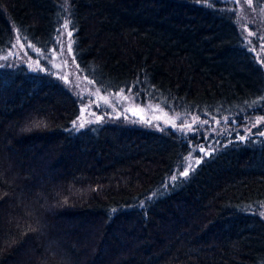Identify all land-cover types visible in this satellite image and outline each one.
Returning a JSON list of instances; mask_svg holds the SVG:
<instances>
[{
    "label": "trees",
    "instance_id": "trees-1",
    "mask_svg": "<svg viewBox=\"0 0 264 264\" xmlns=\"http://www.w3.org/2000/svg\"><path fill=\"white\" fill-rule=\"evenodd\" d=\"M207 1L0 0V56L18 34L59 73L68 22L102 93L217 118L263 110L262 66ZM80 113L51 73L0 67V264H264L263 136L227 141L165 188L189 151L179 133L122 119L78 130Z\"/></svg>",
    "mask_w": 264,
    "mask_h": 264
},
{
    "label": "rangeland",
    "instance_id": "rangeland-1",
    "mask_svg": "<svg viewBox=\"0 0 264 264\" xmlns=\"http://www.w3.org/2000/svg\"><path fill=\"white\" fill-rule=\"evenodd\" d=\"M200 4L210 8H219L233 16L244 43L256 56L264 70V2L256 4L253 0H250V3L249 0H214ZM65 25L67 28L64 27ZM69 32L68 22H64L61 28V56L55 55L56 62L54 63L55 70L59 73L46 69L45 66L50 64L48 59L41 57L42 62L33 59L21 43L18 34L14 37L11 50L6 55L0 56V67L25 66L30 71L51 73L57 77L80 101L81 113L75 123V129L79 130L86 125L103 123L110 119H122L129 125L157 132L176 131L189 145L188 153L172 174L176 176V179H188L199 165L195 162L197 159L202 162L227 141L235 139L243 141L253 134L264 137L262 134L264 133V110L239 117L217 118L200 113H180L172 107H165L149 100L144 101L138 93L135 94L132 90L119 96L100 92L81 73L71 51H68ZM65 75L67 81L63 78ZM205 120L208 123L203 124ZM81 124H83L82 127ZM200 147L204 151H199ZM182 168L188 171L187 176L181 174ZM171 177L166 180L165 188L174 181ZM255 213L264 221L263 208L256 209Z\"/></svg>",
    "mask_w": 264,
    "mask_h": 264
},
{
    "label": "snow or ice",
    "instance_id": "snow-or-ice-1",
    "mask_svg": "<svg viewBox=\"0 0 264 264\" xmlns=\"http://www.w3.org/2000/svg\"><path fill=\"white\" fill-rule=\"evenodd\" d=\"M249 3H250V0H249ZM64 27L67 28V25H65ZM68 35H69V37H71L72 33L69 32ZM249 35H252V33H249ZM29 47H32V45H29ZM36 51H37V53L39 54V50L36 49ZM68 51H69V52L71 51V44L68 45ZM65 63H67V62H65ZM63 78L67 81V76H66V75L63 76ZM125 98L127 99V97H125ZM157 107H158V106H157ZM83 111H84V110L82 109V112H83ZM93 115H94V114H93ZM202 123H203V124H206V123H208V121L205 120V121H203ZM74 126H75V125H74ZM80 126L82 127L83 124H81ZM173 127H175L174 124H173ZM262 134H264V133H262ZM242 139H243V137H242ZM198 150H199V151H204V149H203L202 147H200ZM206 154H207V153H206ZM189 159H191V158H189ZM195 162L198 164V163H200V160L197 159ZM189 167H191V164H189ZM181 174L184 175V176H187V175H188V171H187L186 169H183V168H182V169H181ZM171 179H172V180H175V179H176V176H172Z\"/></svg>",
    "mask_w": 264,
    "mask_h": 264
},
{
    "label": "bare ground",
    "instance_id": "bare-ground-1",
    "mask_svg": "<svg viewBox=\"0 0 264 264\" xmlns=\"http://www.w3.org/2000/svg\"><path fill=\"white\" fill-rule=\"evenodd\" d=\"M110 95V94H109ZM118 96L120 95V94H117ZM117 95H114V96H117ZM122 95V94H121ZM80 108H81V104H80ZM264 110V109H263ZM258 111H261V110H257V111H254V112H258Z\"/></svg>",
    "mask_w": 264,
    "mask_h": 264
}]
</instances>
